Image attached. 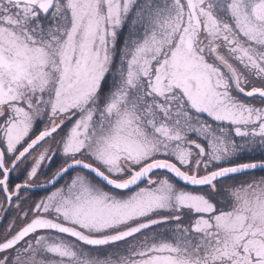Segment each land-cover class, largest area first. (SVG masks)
<instances>
[{
	"label": "snow or ice",
	"instance_id": "obj_1",
	"mask_svg": "<svg viewBox=\"0 0 264 264\" xmlns=\"http://www.w3.org/2000/svg\"><path fill=\"white\" fill-rule=\"evenodd\" d=\"M0 264H264V0H0Z\"/></svg>",
	"mask_w": 264,
	"mask_h": 264
}]
</instances>
